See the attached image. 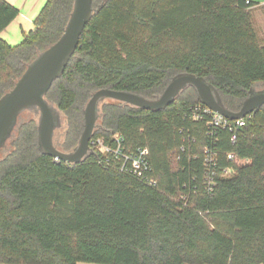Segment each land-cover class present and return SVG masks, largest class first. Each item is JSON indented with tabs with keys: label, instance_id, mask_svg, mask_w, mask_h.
Masks as SVG:
<instances>
[{
	"label": "trees",
	"instance_id": "trees-1",
	"mask_svg": "<svg viewBox=\"0 0 264 264\" xmlns=\"http://www.w3.org/2000/svg\"><path fill=\"white\" fill-rule=\"evenodd\" d=\"M75 0H48L19 45L0 37V100L63 36ZM246 0H93V15L45 100L65 118L71 153L100 90L156 100L180 75L205 79L239 112L264 88V40ZM19 10L0 0V35ZM260 87V88H257ZM257 88V89H256ZM202 105L188 86L165 109L101 103L95 139L148 149L150 184L91 148L55 161L39 141V114L20 121L1 151L0 264H264V106L233 144L229 130L189 118ZM233 153L251 161L237 167ZM210 155L215 168L205 166ZM210 168L215 169L208 190ZM233 168L234 174L224 171Z\"/></svg>",
	"mask_w": 264,
	"mask_h": 264
},
{
	"label": "water",
	"instance_id": "water-1",
	"mask_svg": "<svg viewBox=\"0 0 264 264\" xmlns=\"http://www.w3.org/2000/svg\"><path fill=\"white\" fill-rule=\"evenodd\" d=\"M93 0H75L69 23L60 40L41 53L17 82L15 88L0 100V147L6 144L21 113L36 110L39 114V141L41 150L59 161L76 164L90 152V141L99 119V106L112 99L144 110H161L169 106L188 86L193 87L201 103L230 120H240L255 114L264 106V88L252 90L239 112L227 110L218 92L205 79L180 75L173 79L156 100L114 90L96 92L85 109V129L76 149L71 153L60 151L54 144V131L59 124V112L45 100L53 83L64 70L79 46L81 36L90 22Z\"/></svg>",
	"mask_w": 264,
	"mask_h": 264
},
{
	"label": "built area",
	"instance_id": "built-area-1",
	"mask_svg": "<svg viewBox=\"0 0 264 264\" xmlns=\"http://www.w3.org/2000/svg\"><path fill=\"white\" fill-rule=\"evenodd\" d=\"M253 114L240 120H230L225 116L214 112L205 105H196L190 108L189 118L193 122H206L209 130L225 129L232 132V143L236 144L240 130H243L251 119ZM92 149H97L103 158H107L108 162H115L122 172L131 173L136 177L146 180L150 184H157V181L151 179L149 174L152 172V166L148 159V149H139L136 152L126 151L125 139L120 134H115L111 137L109 142L104 139H95L90 143ZM96 151V150H95ZM227 160L237 167H246L251 163L248 159L239 158L236 154L230 153L227 155ZM55 161H59L55 159ZM205 166L215 168L217 162L212 156L208 155L205 159ZM235 170L229 168L224 171L226 176L233 175ZM216 175L215 169L210 168V175L208 177V190L210 191L213 186V178Z\"/></svg>",
	"mask_w": 264,
	"mask_h": 264
},
{
	"label": "crops",
	"instance_id": "crops-1",
	"mask_svg": "<svg viewBox=\"0 0 264 264\" xmlns=\"http://www.w3.org/2000/svg\"><path fill=\"white\" fill-rule=\"evenodd\" d=\"M19 10L15 21L5 29L0 37L12 46L19 45L23 40L24 32L34 30V21L48 2V0H5ZM258 5L254 8H264V0H246ZM88 264V263H81Z\"/></svg>",
	"mask_w": 264,
	"mask_h": 264
},
{
	"label": "rangeland",
	"instance_id": "rangeland-1",
	"mask_svg": "<svg viewBox=\"0 0 264 264\" xmlns=\"http://www.w3.org/2000/svg\"><path fill=\"white\" fill-rule=\"evenodd\" d=\"M253 16H254V20H255L259 35L264 40V8H253ZM257 88H260V87H257ZM257 91H260V90H257ZM105 102L114 103L117 101L112 100V99H106L105 101H103V103ZM21 114L22 116L20 117V121L30 120L33 117L30 113H28V111H24ZM100 121H101V118L98 119V123H100ZM66 129H67V124H66L65 118L62 114L59 113V124L56 126L55 131H54V144L58 145L63 141ZM95 150L97 151V149ZM5 153L7 152L0 150V159L4 156Z\"/></svg>",
	"mask_w": 264,
	"mask_h": 264
}]
</instances>
